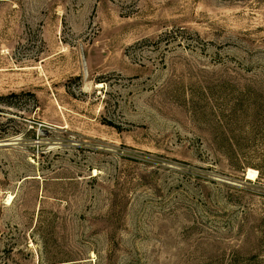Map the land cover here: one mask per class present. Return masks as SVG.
<instances>
[{"label": "rangeland", "instance_id": "374dc122", "mask_svg": "<svg viewBox=\"0 0 264 264\" xmlns=\"http://www.w3.org/2000/svg\"><path fill=\"white\" fill-rule=\"evenodd\" d=\"M3 142L0 264H264V0H0Z\"/></svg>", "mask_w": 264, "mask_h": 264}, {"label": "bare ground", "instance_id": "6f19581e", "mask_svg": "<svg viewBox=\"0 0 264 264\" xmlns=\"http://www.w3.org/2000/svg\"><path fill=\"white\" fill-rule=\"evenodd\" d=\"M4 143V142H3ZM6 143H8V142H6ZM9 143H10V141H9ZM12 145V144H11ZM249 176L251 177V178H253L254 180L257 178V172H255V171H250L249 172ZM10 200H12V199H10ZM10 202V201H9ZM8 202V203H9Z\"/></svg>", "mask_w": 264, "mask_h": 264}, {"label": "water", "instance_id": "95a60500", "mask_svg": "<svg viewBox=\"0 0 264 264\" xmlns=\"http://www.w3.org/2000/svg\"><path fill=\"white\" fill-rule=\"evenodd\" d=\"M3 146H10V144L9 143H0V147H3Z\"/></svg>", "mask_w": 264, "mask_h": 264}]
</instances>
